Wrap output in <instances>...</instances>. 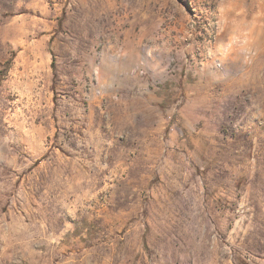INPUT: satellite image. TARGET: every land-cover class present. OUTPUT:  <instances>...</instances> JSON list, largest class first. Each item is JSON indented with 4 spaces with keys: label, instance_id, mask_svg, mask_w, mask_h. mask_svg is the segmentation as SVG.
<instances>
[{
    "label": "rangeland",
    "instance_id": "1",
    "mask_svg": "<svg viewBox=\"0 0 264 264\" xmlns=\"http://www.w3.org/2000/svg\"><path fill=\"white\" fill-rule=\"evenodd\" d=\"M260 1L0 0V264H264Z\"/></svg>",
    "mask_w": 264,
    "mask_h": 264
},
{
    "label": "crops",
    "instance_id": "2",
    "mask_svg": "<svg viewBox=\"0 0 264 264\" xmlns=\"http://www.w3.org/2000/svg\"><path fill=\"white\" fill-rule=\"evenodd\" d=\"M260 6L262 7V16H261V18H260L261 20L259 19V16L256 15V16L254 17V23L257 24V21H258V22L261 21V28L259 27V31H261V29H262V31H263V38H264V0H261V1H260ZM255 32H256V27H255V29H254V34H255ZM258 37H259V39H260V37H261V36H260V32H259ZM257 43H258V42H255V45H252L251 48H252V49H255V48L257 47ZM250 52H251V51H250ZM250 52H248L246 46L243 45V46H240L239 49H237V51L235 52V57H237V59H238V58H241V57L246 56L247 54L250 55Z\"/></svg>",
    "mask_w": 264,
    "mask_h": 264
}]
</instances>
